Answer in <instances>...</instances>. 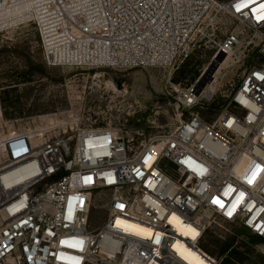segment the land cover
Instances as JSON below:
<instances>
[{"label":"built area","instance_id":"1","mask_svg":"<svg viewBox=\"0 0 264 264\" xmlns=\"http://www.w3.org/2000/svg\"><path fill=\"white\" fill-rule=\"evenodd\" d=\"M264 0H0V33L32 24L48 66L171 67L192 39L220 33L211 81L172 85L176 128L138 146L118 128L0 138V264H234L264 241V60L213 122L190 111L251 51L264 58ZM224 12L242 25L222 30ZM246 28V29H245ZM221 67V68H220ZM223 71V72H222ZM219 72V73H218ZM183 113L187 116L181 118ZM63 133L67 129L62 130ZM65 131V132H64ZM107 215L89 229L92 195ZM227 243L212 255L201 243Z\"/></svg>","mask_w":264,"mask_h":264},{"label":"rangeland","instance_id":"2","mask_svg":"<svg viewBox=\"0 0 264 264\" xmlns=\"http://www.w3.org/2000/svg\"><path fill=\"white\" fill-rule=\"evenodd\" d=\"M217 17L222 30L244 28L224 12H219ZM220 36L208 29L204 36L192 39L182 51L175 70L171 67L91 69L52 67L44 63L32 24L4 31L0 33V138L12 130L27 129L40 136L44 128L59 123L53 115L67 124L56 127L49 136L73 134L69 128L75 122L83 128H118L133 138L135 146L171 132L180 120L174 107L176 93L172 85L202 82L204 73L216 61ZM263 60L256 51L249 52L219 80L214 98L209 102L203 100L190 111L213 122L248 67ZM186 116L183 113L181 118ZM108 196L109 192L103 190L93 193L89 229H97L104 223ZM209 237L221 244L214 233L206 234L204 240ZM210 247L216 252L219 246ZM244 262L264 264V244Z\"/></svg>","mask_w":264,"mask_h":264},{"label":"trees","instance_id":"3","mask_svg":"<svg viewBox=\"0 0 264 264\" xmlns=\"http://www.w3.org/2000/svg\"><path fill=\"white\" fill-rule=\"evenodd\" d=\"M250 241L252 244H264V241L261 240L260 238L258 237H250ZM218 244V250L215 252V250L213 248H211L210 246H215ZM227 243H221L219 244L218 243V240L214 239V238H206L202 243H201V246L207 251L209 252L210 254H213V255H216V254H220V253H223L226 248H227ZM216 254H215V253ZM233 257L235 258V260L239 263L241 262H244L246 257L244 255H242L241 253H237L235 252L233 254ZM222 264H234L233 261L229 260V259H226L222 262ZM257 264H261V263H257Z\"/></svg>","mask_w":264,"mask_h":264},{"label":"water","instance_id":"4","mask_svg":"<svg viewBox=\"0 0 264 264\" xmlns=\"http://www.w3.org/2000/svg\"><path fill=\"white\" fill-rule=\"evenodd\" d=\"M224 56H225L224 53L216 52V54H215L216 61L211 66V69L209 70V72L206 75H204L202 82H200V87H203L205 84H207L208 82L211 81V77H212L213 72L217 68V65L223 60Z\"/></svg>","mask_w":264,"mask_h":264},{"label":"bare ground","instance_id":"5","mask_svg":"<svg viewBox=\"0 0 264 264\" xmlns=\"http://www.w3.org/2000/svg\"><path fill=\"white\" fill-rule=\"evenodd\" d=\"M218 65H220V63L218 64ZM218 65H217V67H218ZM221 68V67H220ZM211 69V67L209 68V69H207V71L204 73V75H206L208 72H209V70ZM219 73V72H218ZM209 83V82H208Z\"/></svg>","mask_w":264,"mask_h":264},{"label":"snow or ice","instance_id":"6","mask_svg":"<svg viewBox=\"0 0 264 264\" xmlns=\"http://www.w3.org/2000/svg\"><path fill=\"white\" fill-rule=\"evenodd\" d=\"M261 8H264V5H260Z\"/></svg>","mask_w":264,"mask_h":264}]
</instances>
